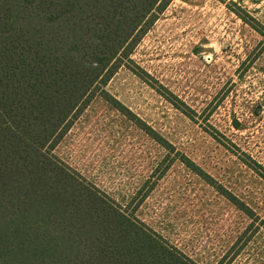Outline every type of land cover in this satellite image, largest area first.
<instances>
[{"label": "rangeland", "instance_id": "374dc122", "mask_svg": "<svg viewBox=\"0 0 264 264\" xmlns=\"http://www.w3.org/2000/svg\"><path fill=\"white\" fill-rule=\"evenodd\" d=\"M103 89L51 153L195 264H264V0H168Z\"/></svg>", "mask_w": 264, "mask_h": 264}, {"label": "trees", "instance_id": "16d2710c", "mask_svg": "<svg viewBox=\"0 0 264 264\" xmlns=\"http://www.w3.org/2000/svg\"><path fill=\"white\" fill-rule=\"evenodd\" d=\"M167 2L0 0V264H195L51 153Z\"/></svg>", "mask_w": 264, "mask_h": 264}]
</instances>
